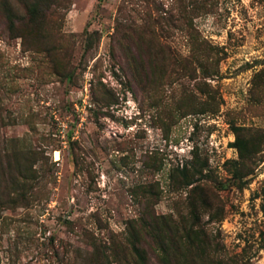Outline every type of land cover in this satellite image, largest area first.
Wrapping results in <instances>:
<instances>
[{
	"label": "rangeland",
	"instance_id": "1",
	"mask_svg": "<svg viewBox=\"0 0 264 264\" xmlns=\"http://www.w3.org/2000/svg\"><path fill=\"white\" fill-rule=\"evenodd\" d=\"M124 238L264 264V0H0V264Z\"/></svg>",
	"mask_w": 264,
	"mask_h": 264
},
{
	"label": "trees",
	"instance_id": "2",
	"mask_svg": "<svg viewBox=\"0 0 264 264\" xmlns=\"http://www.w3.org/2000/svg\"><path fill=\"white\" fill-rule=\"evenodd\" d=\"M237 130H238V128H235V131H237ZM235 144H239L240 145L239 147H242L241 141L238 138V136L235 139ZM185 180H186V184L187 185H191L194 182L193 176L191 174H188V173L184 172L182 174V181L185 182ZM205 199H206L205 196H202L200 198V204L206 205V202H204ZM198 219H199V217L197 216L194 220L197 221ZM194 224L195 223H191V225L189 227V230H187L188 233L191 232L190 230L193 228ZM155 231H157V229H155ZM133 234L138 236L140 234V232L139 231L138 232H134ZM155 236H156V234H155ZM188 238H189V236H188ZM158 241L161 243L160 246L163 247V244L161 242L162 240H158ZM158 241H156V242H158ZM127 243H128V247L130 249V257L132 256L131 259L134 258L136 260L135 264H147L145 262V260H146L145 250L143 248L139 247L138 240H136L135 238L133 240H130V242H129V238H124L123 240H120L118 242H114L113 246L111 247V251H112L113 255H119V249L120 248L122 249V247L125 244H127ZM161 251H162L163 264H172L170 256L168 255V252H167L166 248L163 247L161 249ZM101 257H102V259L106 260V254H104L103 252L101 253Z\"/></svg>",
	"mask_w": 264,
	"mask_h": 264
}]
</instances>
